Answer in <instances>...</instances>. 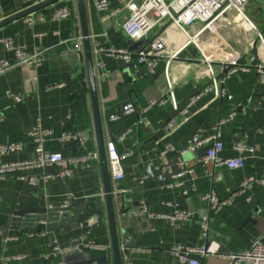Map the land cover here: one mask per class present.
Listing matches in <instances>:
<instances>
[{
	"label": "crops",
	"instance_id": "obj_1",
	"mask_svg": "<svg viewBox=\"0 0 264 264\" xmlns=\"http://www.w3.org/2000/svg\"><path fill=\"white\" fill-rule=\"evenodd\" d=\"M27 1L17 0L15 10ZM108 1L106 12L99 11L94 0H85V8L105 144L109 139L115 140L122 155L124 178L116 182L114 171L110 170L112 187L120 185V193L125 197V213L121 215L117 208L118 231L126 229L136 242L135 248L122 252L123 264H172L171 251L178 245H214L221 254L245 250L253 240L264 237V185L258 182L264 178V81L254 69L240 70L221 84L217 83L225 90L226 97H223L217 95L214 79L222 72L221 64L233 57L239 56L245 62L251 55L256 57V62L263 59L262 50L255 45L254 32L241 24L240 18L232 12L226 20L217 23L213 32L208 30L199 35L195 45L188 43V36L179 28L163 23L147 37L148 41L158 38L165 43L163 56L155 71L150 73L136 61L131 62L136 63L134 66L120 57L99 51L101 48H126L135 52L146 44L142 39L132 41L117 24L125 19L124 10L119 11L127 0ZM64 5L70 8V15L53 20L52 12ZM245 12L264 32V0H250ZM3 16L0 8V19ZM197 29V26L190 27L189 35H195ZM7 38L28 53L43 51L44 60L40 65H22L0 74V145H23L22 151L8 153L4 161L20 162L33 157L35 143L30 131L38 121L53 130L44 143L48 151L60 152L66 157L98 152L76 1L62 0L0 28V58L13 61V51L1 42ZM77 44L81 45L80 54L75 49ZM202 52L212 58L215 78ZM99 62L104 65L102 69L97 66ZM169 84L176 107L169 100L151 108L141 120L137 113L123 115L118 120L110 119L130 101L143 107L162 98L168 94ZM14 95H20L22 100L16 102ZM179 105L182 109L175 113ZM240 106L242 111L237 110ZM222 120L226 121L219 124ZM169 121H173V126L166 128ZM194 123H201L197 136L202 138L219 127L224 159L239 155L234 148L238 141L253 147L254 153H245L244 166L235 169L204 160L210 142L182 153L191 143L189 132ZM66 131L81 132L88 139L83 145L72 144L62 139ZM121 135L124 137L120 139ZM168 145L171 148L167 149ZM81 148L84 151L81 152ZM154 160L162 165L161 178L156 179L140 167ZM94 164V170L79 166L65 179L37 186L30 185L22 177H40L56 171L57 167L19 168L1 178L0 224L6 222L12 208L22 204L37 206L40 197L43 206L53 199H72L78 203L100 199L105 213L99 159ZM217 173L221 178L213 180L212 175ZM248 179L252 182L243 186ZM211 191L221 200L231 197V203L212 212L209 203L202 200V196ZM142 200L153 213L172 212L167 205L172 203L192 212L193 217L171 224L163 218L129 215ZM203 216H210L206 236L200 224ZM81 235L79 229L61 234V229L57 228L52 232V240L38 229L8 238L2 241L0 264H61L63 255L50 254L53 241L66 245ZM83 236L111 246L106 217L101 226ZM89 251L94 257L107 254L112 262V248ZM69 258L75 260L77 257L70 254ZM202 260L206 264H226L218 255H208Z\"/></svg>",
	"mask_w": 264,
	"mask_h": 264
},
{
	"label": "built area",
	"instance_id": "obj_2",
	"mask_svg": "<svg viewBox=\"0 0 264 264\" xmlns=\"http://www.w3.org/2000/svg\"><path fill=\"white\" fill-rule=\"evenodd\" d=\"M2 0H0L1 2ZM250 0H127L124 8L125 19L118 21V25L127 34L132 41H139L148 37L153 30L163 24L169 23L179 28L183 33L188 36V43H194L199 35L204 31H214V27L218 22L226 20L232 13L240 18L241 24L248 26L255 34V45L258 44L262 50L263 59L256 62V57L248 56V60L236 56L227 62L221 64V74L218 78L215 76V69L211 62L212 58H208L203 55L208 70L214 76V86L217 95L226 97L224 89H220L217 83H222L226 77L240 71L254 69L259 78L264 81V32L259 29L248 17L245 12V7ZM95 7L101 11L106 12L109 9L108 0H94ZM70 8L66 5L56 8L51 17L53 20H60L70 15ZM30 23L33 19L29 20ZM197 26V32L191 36L188 33L190 27ZM1 42L9 50L13 51L14 59L9 61L7 59L0 58V74H3L11 69L20 67L22 65L34 64L40 65L44 60L43 51H35L28 53L20 47H15L11 38L2 39ZM75 49L78 54L81 53V45L77 44ZM99 51L105 52L110 56H116L122 58L126 63L136 61L138 64H142L146 67L147 71L153 73L157 66L158 60L163 56L165 51V43L158 38L150 39L141 49L133 52L126 48H101ZM201 51V50H200ZM246 58V57H245ZM98 68H103V63H98ZM228 97V96H227ZM14 100L20 102L22 97L20 95H14ZM169 100H172L176 107L174 99V93L172 91V85L169 84L168 94L158 100L151 101L149 104L138 107L134 101H130L124 105L118 112L110 116L111 120H118L121 116L131 113H137L143 119L144 115L153 107L164 105ZM226 120H222L219 124L224 123ZM166 128L173 126V121L166 123ZM53 133L52 128L43 126L39 121L32 127L30 134L33 137L35 148L32 158L20 162L7 163L4 161L5 155L11 152H20L23 150L21 143H8L0 145V179L5 178L10 173L16 171L19 168H43L47 166L57 167L56 171L44 173L40 177L24 178L32 186H37L42 183H46L50 180L65 179L69 177L77 167L83 166L91 170L95 169V161H98V152H92L81 157L63 156L60 152L48 151L44 143ZM121 135L119 138H123ZM62 139L69 142H78L84 144L87 141V136L81 132L74 133L66 131L62 135ZM211 143L205 154L204 160L211 162L215 166L225 165L229 169L241 168L245 164V153H254V148L247 145L244 141H238L234 144V148L239 152V155L234 158L224 159L221 153L224 149V143L220 139L219 127L215 128V132L208 137L202 138L195 136L188 147L182 152L186 153L189 150H195L205 143ZM171 148V145L167 146V149ZM106 158L109 169L113 170V178L116 182L124 178V173L121 167L122 155L119 153L116 142L113 139H109L105 144ZM144 178H147L145 176ZM221 178V174L212 175L213 180ZM252 182L251 179L244 181L243 186ZM259 183L264 185V178L258 180ZM174 186L176 184H173ZM172 186V185H170ZM187 191H184L186 194ZM202 200L209 203L212 212H217L224 204H229L232 198L229 197L225 200H221L217 197L214 191H211L202 196ZM172 208V212L168 214L153 213L150 211L146 201L142 200L137 208L129 211V215H145L148 218H163L168 220L171 224L178 221L189 220L193 217L192 212L181 209L176 204L167 203ZM210 216H203L201 218V229L204 236L207 235L209 228ZM111 246L108 244H100L89 241L85 236L81 235L76 237L69 244L61 245L56 241H53L51 248V255L64 254L71 251H89L92 249L108 251ZM125 251L124 248L121 249ZM174 261L172 264H206L202 258L208 255H218L223 259L226 264H264V237L256 238L251 244L243 251L237 253L221 254L218 247L214 245L202 246V247H189L185 245H178L171 251Z\"/></svg>",
	"mask_w": 264,
	"mask_h": 264
},
{
	"label": "water",
	"instance_id": "obj_3",
	"mask_svg": "<svg viewBox=\"0 0 264 264\" xmlns=\"http://www.w3.org/2000/svg\"><path fill=\"white\" fill-rule=\"evenodd\" d=\"M17 0H2L0 8L4 16L0 19V28L3 26L24 18L32 13H35L43 8L52 6L62 0H41L37 3H31L30 0L25 2L22 8L15 10L18 6L15 5ZM77 4L78 16L81 27L83 55L86 64L89 91L93 109V116L96 130V141L98 147L99 162L103 180V197L105 205V213L101 206V200H89L84 202H76L72 199L69 200H49L46 205H42V199L39 198L38 205L34 207H27L26 205H19L17 208H12L4 224H0V249L3 247L2 241L12 237H20L27 232L34 231L35 229L47 233V236L52 240V232L59 228L61 234L71 230H80L82 235H86L95 228L103 224V218L106 217L108 222L111 248H112V262L107 254L99 257L92 256L91 251H73L72 253H64L63 262L61 264H123L121 249L135 248L136 242L132 239L131 235L122 228L120 233L118 231L117 223V208L119 213H125V197L120 193L121 186L115 185L112 187L110 180V169L108 166L105 140L102 131V123L100 116V109L97 97L96 88V75L93 61L92 44L90 40L85 0H75ZM15 10V11H14ZM136 65L135 62L131 63ZM143 66L142 64H138ZM243 107L237 110L242 111ZM182 107L179 105L175 113H179ZM201 123H194L189 132V140L198 134ZM76 142H72L74 144ZM80 151H84L81 148ZM145 172L161 178L162 165L160 161L154 160L152 162L143 163L140 166ZM97 218V221L93 222ZM93 222V223H91ZM70 254L76 255L75 260H71ZM53 259V257H51Z\"/></svg>",
	"mask_w": 264,
	"mask_h": 264
},
{
	"label": "rangeland",
	"instance_id": "obj_4",
	"mask_svg": "<svg viewBox=\"0 0 264 264\" xmlns=\"http://www.w3.org/2000/svg\"><path fill=\"white\" fill-rule=\"evenodd\" d=\"M142 41H144L145 43H147L148 38L147 37L146 38H143Z\"/></svg>",
	"mask_w": 264,
	"mask_h": 264
}]
</instances>
